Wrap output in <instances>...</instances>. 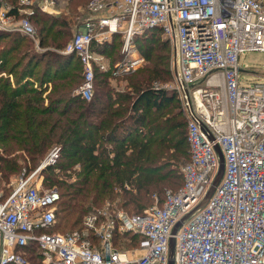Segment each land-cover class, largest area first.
Returning a JSON list of instances; mask_svg holds the SVG:
<instances>
[{"label":"built area","instance_id":"obj_1","mask_svg":"<svg viewBox=\"0 0 264 264\" xmlns=\"http://www.w3.org/2000/svg\"><path fill=\"white\" fill-rule=\"evenodd\" d=\"M52 0H18V12L34 7L55 14ZM84 19L62 50L80 60L82 80L74 94L90 99L95 69L109 78L134 71L145 61L135 38L160 28L171 44L174 91L186 122L188 157L182 184L166 188L164 199L141 213L107 208L83 217L84 228L51 231L58 189L36 175L53 163V146L28 174L0 188V264H32L26 248L34 242L44 264H264V83L240 81L238 55L264 51V0H91ZM0 0V29L17 28L34 37L26 16L17 18ZM121 37L119 59L95 46ZM157 87V86H154ZM220 147L224 169L206 202L172 233L177 221L204 198L217 172ZM128 187V185L126 184ZM139 235L135 248H118L115 232Z\"/></svg>","mask_w":264,"mask_h":264},{"label":"trees","instance_id":"obj_2","mask_svg":"<svg viewBox=\"0 0 264 264\" xmlns=\"http://www.w3.org/2000/svg\"><path fill=\"white\" fill-rule=\"evenodd\" d=\"M5 1L17 18L26 16L36 24L41 46L56 51L28 56L17 71L18 63L6 66L3 58L17 49L24 34L0 29V39L6 40L0 48V188L8 191L2 183L14 172L28 174L58 146L57 159L41 170L43 185L55 186L60 194L51 231L78 229L87 214L118 210L113 203L130 205L129 214L141 213L152 204L154 192L162 204L165 189L182 184L181 165L188 157L183 111L169 108L178 103L176 92L150 86L153 80L171 79L169 39L158 27L136 36L145 64L127 72L123 91L110 85L109 72L95 69L94 91L87 100L73 93L82 80L80 60L74 53L61 52L70 39V20L38 7L19 13L18 0ZM69 3L73 12L81 2ZM119 47L115 33L94 50L113 62L121 57ZM47 54L51 59L41 62ZM72 61L79 71L71 67ZM35 74L38 79L30 81ZM177 115L182 120L175 119ZM125 238L130 247L138 244L137 233L116 231L115 246L122 248ZM26 256L32 264H44L34 242Z\"/></svg>","mask_w":264,"mask_h":264},{"label":"rangeland","instance_id":"obj_3","mask_svg":"<svg viewBox=\"0 0 264 264\" xmlns=\"http://www.w3.org/2000/svg\"><path fill=\"white\" fill-rule=\"evenodd\" d=\"M73 1L74 2L80 1L81 3L77 4L74 11L71 12L72 6L70 5L69 0H52V2H55L54 6L59 11V12H57V13H59V17H66V19L70 20V23L72 24L70 39H71L73 33L76 31V28L79 26V24L89 16L90 12L88 11L87 5L91 0H73ZM32 25L35 29L34 37L27 36L24 34L25 37L24 36L22 37V40H20V45H18L17 49L13 50L12 52H9L8 55H6V57L3 58V62H5L6 66L9 64H12L14 62L18 63V67L16 69H17V71H19L20 67L24 63H26L28 56L30 57V55H32V54L33 55L36 54L37 56H40V54H44L46 51H56V49L52 46H41L39 44V37H38L39 34L37 32L36 24L32 23ZM6 30L21 32L17 28H15V29L10 28V29H6ZM70 39H69V41H70ZM138 39H139V37H138ZM5 41L6 40H3L2 38L0 39V48L3 46V43H5ZM121 41L122 40L120 37V47H121ZM135 43L137 45L136 38H135ZM120 47H119V51H120ZM61 52H63V51H61ZM51 56H52L51 54H49V55L47 54V56H45V58H43L41 60V62H44L46 59H51ZM144 64H145V61L142 63L141 66H139L135 70L140 69ZM238 64H239L240 68L242 69L240 71V81L243 84L246 85V84H254V83H264V51H261V50H244V51L240 52L238 55ZM71 65H72L71 66L72 68L74 67L73 69L79 71V66H77L74 61H72ZM41 67H42V63H40L39 66H36L35 70H34L35 73L37 71H39ZM1 74H3V72H1ZM171 75L172 76H171L170 80L167 81V80L156 79V80L151 81L150 86H157V87L165 88L167 91H169V93H171L172 91H174V77H173L172 72H171ZM129 76H130V74L128 75L126 73V74H123L119 77L110 79V81H109L110 85L117 87V88H115V90L119 89V91H123V90H125L124 87L127 84V79L129 78ZM11 79H13V76H11ZM35 79H38V74H35L34 76H32L30 81L34 82ZM48 85H50V83H48ZM169 108H172L171 112L177 113V111H179V109L181 108L180 99L178 98V103L171 104V107H169ZM175 119L182 120V117L177 115V116H175ZM181 130H183L184 134H185L184 125L181 127ZM47 154H48V151L46 152L44 157L41 159V161L37 164V166L43 161V159L46 157ZM183 164H184V162L182 163V165ZM182 165H181V167H182ZM37 166H35L34 169ZM32 171H33V169H32ZM29 172H31V170ZM22 173H23L22 170L20 172H14L6 182L2 183V185H5V188H7V186H8L7 184L10 182V180L12 181L14 178H17L18 176L22 175ZM36 178H42V181H43L44 180V174H42L40 171L36 175ZM111 207L114 209L118 208V209L123 210V211L131 209L130 205H126V206L122 207L120 204H115V203H113L111 205ZM126 212H128V211H126ZM82 228H84L83 223H81V226L78 229H82ZM58 232L67 233L69 231H67V232L58 231ZM125 239L121 240L122 248H131L130 245H128V240L127 239L125 240ZM132 247L135 248L136 246H132Z\"/></svg>","mask_w":264,"mask_h":264},{"label":"water","instance_id":"obj_4","mask_svg":"<svg viewBox=\"0 0 264 264\" xmlns=\"http://www.w3.org/2000/svg\"><path fill=\"white\" fill-rule=\"evenodd\" d=\"M215 150H216L217 155H218L219 165H218L217 172L213 178V181H212L209 189L207 190L204 198L200 201V203H198V205L194 209H192L189 213H187L184 217H182L179 221L176 222V224L174 225V227L172 229L173 234L175 233L178 226L181 225V223L183 222L184 219H186L190 214H192V212L195 209L201 207L206 202V200L208 199V197L211 195L212 191L214 190V187L219 183V181L222 177V174H223L224 159H223V154H222L220 147L218 145H215ZM173 249H174V238H173V236H171L169 239V254H170L169 264H173V258L171 257L173 254Z\"/></svg>","mask_w":264,"mask_h":264},{"label":"crops","instance_id":"obj_5","mask_svg":"<svg viewBox=\"0 0 264 264\" xmlns=\"http://www.w3.org/2000/svg\"><path fill=\"white\" fill-rule=\"evenodd\" d=\"M101 54V53H100ZM103 55V54H102ZM105 56V55H104ZM105 57H107V56H105ZM107 58H109V60H110V57H107ZM110 79V78H109ZM111 86H113V85H111ZM114 87V86H113ZM115 88H117V87H115Z\"/></svg>","mask_w":264,"mask_h":264}]
</instances>
